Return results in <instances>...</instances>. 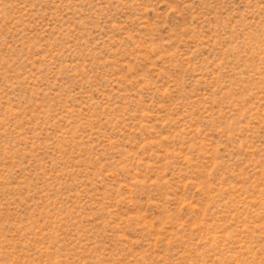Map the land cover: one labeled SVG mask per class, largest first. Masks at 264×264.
Here are the masks:
<instances>
[{"label":"rangeland","instance_id":"374dc122","mask_svg":"<svg viewBox=\"0 0 264 264\" xmlns=\"http://www.w3.org/2000/svg\"><path fill=\"white\" fill-rule=\"evenodd\" d=\"M0 264H264V0H0Z\"/></svg>","mask_w":264,"mask_h":264}]
</instances>
